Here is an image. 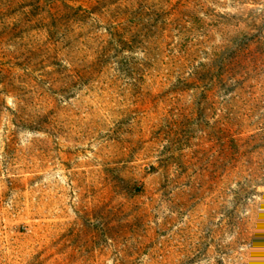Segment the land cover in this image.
Segmentation results:
<instances>
[{"label":"rangeland","instance_id":"obj_1","mask_svg":"<svg viewBox=\"0 0 264 264\" xmlns=\"http://www.w3.org/2000/svg\"><path fill=\"white\" fill-rule=\"evenodd\" d=\"M66 2L114 19L99 0H0V264H246L232 190L264 154V0H149L173 7L170 36L124 52L136 72L94 75L55 69L88 53ZM233 136L256 138L249 161Z\"/></svg>","mask_w":264,"mask_h":264},{"label":"trees","instance_id":"obj_2","mask_svg":"<svg viewBox=\"0 0 264 264\" xmlns=\"http://www.w3.org/2000/svg\"><path fill=\"white\" fill-rule=\"evenodd\" d=\"M103 8L98 10L102 16L108 15L112 17L113 21L110 22L109 26H103L100 18L95 16L97 12L94 8H83V6H76L67 4L68 15H72L74 19L79 23L78 28L86 29L87 38H85V44L88 46V53L78 54L79 52L71 51L67 54V59L55 60V69L59 72H69L72 70V66L75 65L73 62L74 58H77L83 62V66L86 70V74H96L100 71L106 72L113 69L136 72L139 67H144L148 62L136 60L135 57L124 55L126 53H135L137 49L144 51L146 54H150L154 46L155 39L158 42H163L168 36V32L174 27L177 22L176 18H171V9L160 10L152 7L149 0H127V4L123 3H111L117 5H109V0H99ZM106 5L104 6L103 2ZM108 1V2H107ZM171 3V2H170ZM109 5V6H108ZM177 16V14H173ZM111 19V20H112ZM105 29L106 31H104ZM153 38V39H152ZM150 43V44H149ZM74 50V46H70ZM83 51V48H80ZM156 49L158 54L163 53L161 48L157 45ZM176 47L172 49L173 54L176 52ZM76 53V54H75ZM155 54V52H154ZM69 55V56H68ZM254 139V140H253ZM252 140H243L233 136L232 143V159L236 162L240 158H246V162L249 161V155L252 153L253 148L257 144L255 143L256 138ZM260 140L261 143H264ZM260 143V144H261ZM241 161H244L243 159ZM241 166V165H240ZM235 167H233V174L235 173ZM240 168V178L234 183L233 188V214L240 211V207H244V216H236L233 222L234 225V242L243 245H249L250 252H245L246 258H251L255 254V247L264 245V192H260V201L256 199L258 190L255 188L258 182L264 183V154L260 152L259 160L257 164L251 167L244 165ZM235 186H238L237 188ZM238 215V213H237ZM242 215V212H241ZM237 219V221H236ZM263 259V258H262ZM246 260V264L248 263ZM264 261V259H263ZM221 264H224L221 261Z\"/></svg>","mask_w":264,"mask_h":264}]
</instances>
